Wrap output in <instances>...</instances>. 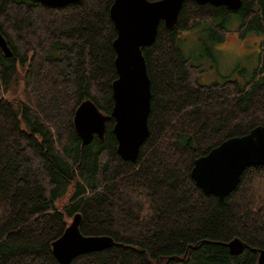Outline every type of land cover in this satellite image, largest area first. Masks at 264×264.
<instances>
[{"label":"trees","instance_id":"obj_1","mask_svg":"<svg viewBox=\"0 0 264 264\" xmlns=\"http://www.w3.org/2000/svg\"><path fill=\"white\" fill-rule=\"evenodd\" d=\"M113 1L55 8L0 0V32L11 50L5 56L0 47V264H62L52 244L77 214L82 235L112 243L67 264H256L264 250V165L245 168L222 200L190 172L224 140L264 125V0H241L237 10L184 0L171 28L160 21L141 48L149 134L134 161L119 156L112 117L103 138L87 145L73 124L84 100L112 112ZM235 20L240 38L262 35L252 75L202 83L181 33L200 26L222 42ZM19 77L21 95L13 97ZM235 238L244 243L240 254L227 246Z\"/></svg>","mask_w":264,"mask_h":264},{"label":"water","instance_id":"obj_2","mask_svg":"<svg viewBox=\"0 0 264 264\" xmlns=\"http://www.w3.org/2000/svg\"><path fill=\"white\" fill-rule=\"evenodd\" d=\"M50 7H63L79 0H36ZM197 3L224 5L237 10L241 0H192ZM184 0H114L110 17L116 29L113 47L116 53L117 78L112 83L113 108L104 115L91 100L82 101L73 116L75 131L87 145L96 135L102 139L105 122L114 119L113 133L117 139L119 156L134 161L139 148L149 134L147 118L150 112V79L141 48L154 41L160 21L171 28L178 20ZM0 47L5 56L11 50L0 32ZM264 165V125L252 128L242 136L228 138L207 154L197 158L190 172L192 180L205 194L220 200L234 190L245 168ZM80 215L52 244L55 258L69 263L80 254L109 247L108 236H84L79 231ZM232 254H240L244 243L235 238L227 244ZM256 264H264V250L258 251Z\"/></svg>","mask_w":264,"mask_h":264},{"label":"rangeland","instance_id":"obj_3","mask_svg":"<svg viewBox=\"0 0 264 264\" xmlns=\"http://www.w3.org/2000/svg\"><path fill=\"white\" fill-rule=\"evenodd\" d=\"M237 26L238 22L233 21V31L222 42H212L206 30L200 26L181 33L180 37L184 39L180 43L182 51L203 69L200 77L202 83L208 84L224 78L244 81L252 75L258 62L262 35L249 32L240 38ZM17 82L11 90L13 97L21 95L20 77Z\"/></svg>","mask_w":264,"mask_h":264}]
</instances>
